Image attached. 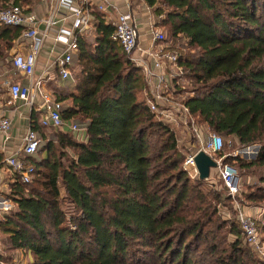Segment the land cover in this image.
Segmentation results:
<instances>
[{"label": "trees", "instance_id": "obj_1", "mask_svg": "<svg viewBox=\"0 0 264 264\" xmlns=\"http://www.w3.org/2000/svg\"><path fill=\"white\" fill-rule=\"evenodd\" d=\"M21 2L28 1L0 0V9ZM143 2L165 14L171 38L192 50L178 52V64L190 81L183 103L198 127L221 136L222 148L259 146L253 160L227 155L221 162L257 174L259 186L242 194L263 203L264 0ZM90 14L94 41L77 34L70 62L76 72L57 76L69 92L54 93L61 119L86 138L44 126L31 112L39 143L22 158L33 168L30 181L10 173L12 208L0 221L7 258L22 249L30 264H260L239 223L219 209L233 213L231 197L209 179L190 177L171 125L147 106L140 69L112 39L105 14ZM23 29L0 23V69ZM260 222L264 231V213Z\"/></svg>", "mask_w": 264, "mask_h": 264}, {"label": "built area", "instance_id": "obj_2", "mask_svg": "<svg viewBox=\"0 0 264 264\" xmlns=\"http://www.w3.org/2000/svg\"><path fill=\"white\" fill-rule=\"evenodd\" d=\"M92 4L91 0H58V6L65 11H70L71 15L70 29L61 27L55 35V41L64 45L61 53L54 60V65L61 78L70 76L69 67L72 54L76 50V36L79 33H85L89 28L91 22L90 6ZM98 9L105 13L110 11L108 6L105 5V1L104 4L103 2L98 4ZM57 14L58 11L54 10L47 17L40 20L34 13L13 4H8V6L0 9V23L23 26L24 28L20 39L27 41L30 49L25 54L15 52L11 57V66L15 72L24 75L29 80L34 76L38 55L49 30L56 23ZM58 18L59 20H65L66 17L63 15ZM40 23L44 26L42 30L39 28ZM110 23L114 28L112 39L129 56L145 78L146 103L150 111L159 120L171 126H185L191 129L194 132L192 135L195 136L196 140L200 141L196 150L186 154L183 162L184 168L190 176L198 175L194 156L199 150H203L217 162L218 177L222 181L226 194L234 198L236 220L240 225L244 240L263 255L262 247L259 245L257 238L255 220L246 214L239 201L235 199L238 187L236 168L222 163V157L215 158V154L222 149L221 137L217 134L208 133V136L203 139L201 130L194 123L188 108L183 103L186 97L182 93H176L174 89L179 85L178 79L182 76V67L178 64V52L172 51L164 45L163 34L157 28H153L152 25L148 26L150 42L147 46H141L138 27L129 9L117 12L115 16H111ZM6 85L8 88L7 105H12L17 100H21L31 107L34 103V94H31V89H34L40 94L42 106L47 104L48 107L49 116L45 117L43 115L41 117L40 123L42 125H51L58 129L66 127L70 131L79 130L75 124H67L61 119V103L41 89L43 86L41 78L33 80L32 85L16 82H6ZM175 94H178V99L174 97ZM10 129L11 121L9 117L0 112V136L7 134ZM38 143L39 139L36 132L28 128L22 137L19 148L3 160V163L10 169L11 173L19 174L24 182L30 181L33 168L26 166L22 158L25 155L33 154L37 149Z\"/></svg>", "mask_w": 264, "mask_h": 264}, {"label": "crops", "instance_id": "obj_3", "mask_svg": "<svg viewBox=\"0 0 264 264\" xmlns=\"http://www.w3.org/2000/svg\"><path fill=\"white\" fill-rule=\"evenodd\" d=\"M77 1V0H74ZM105 5L108 6L109 12L105 13L103 11H100L98 9V4L103 2ZM143 3L144 6L145 3L143 0H139ZM93 3L90 6V12L93 9H96L97 11H100L105 14L106 21L110 23L111 16H115L117 12H122L127 9H129L136 21V25L138 27L140 39L139 43L141 46H147L150 42V36L148 31L149 23L146 22L147 14L137 12L134 9L132 0H91ZM147 7V6H146ZM54 10L58 11V16L56 19V23L53 27L49 30L43 45L41 47V51L37 58V63L35 66V72L34 76L31 80H29L24 75L15 72L12 69L11 66V57L7 60V67L5 69H0V112L4 113V115L8 116L11 121V129L10 131L0 136V153L3 154V160L5 157L16 151L21 142L22 137L26 130L28 128H31V112L34 110L38 113L37 119L40 121L41 117L43 116V113L40 111L42 108V100L40 97V94L38 91H35L34 89H31V94H34V103L30 107L29 105L23 103L21 100H17L12 105H7L8 101V88L6 85V82L9 83H20L25 85H32V81L41 78L42 80V90L49 94L50 97L54 98L56 91H62L64 93L69 92V89L64 85L58 82L56 84L55 78L59 75L58 71L54 65V60L56 56L61 53L64 45L61 42L55 41V35L58 32V30L63 28H69L70 29V20L71 15L70 11H65L63 8L58 6V0H39L35 5L33 6L32 10L28 12L34 13L40 20L44 19L45 17L50 14V12H53ZM110 13V14H109ZM65 16V20H59L58 17ZM91 16V15H90ZM92 20V16H91ZM92 22V21H91ZM90 22V25H91ZM39 28L42 30L44 26L42 23H40ZM90 28L87 29V31ZM145 29V30H144ZM87 31L85 33H87ZM84 34V33H79ZM149 38V39H148ZM29 43L27 41H24L20 39V41L16 44L15 51L19 53H27L29 51ZM71 75V72H70ZM64 88V89H63ZM41 105V107H40ZM69 124L68 122H66ZM63 130H68L66 127ZM74 135L76 133V139L78 140H85L86 133L84 130H78V131H71ZM209 133V132H208ZM198 147V146H197ZM215 170V171H213ZM212 171L218 174V169L215 168ZM11 171L10 169L3 163H0V221L4 214H6L11 208L12 203L8 197H6V188L9 184V177ZM211 178H213V173L210 170V176L209 180L211 181ZM212 182V181H211ZM8 195V194H7ZM3 252L2 247L0 246V264H30L32 262V256L28 251H24L22 249L14 250L11 254V257H8Z\"/></svg>", "mask_w": 264, "mask_h": 264}, {"label": "rangeland", "instance_id": "obj_4", "mask_svg": "<svg viewBox=\"0 0 264 264\" xmlns=\"http://www.w3.org/2000/svg\"><path fill=\"white\" fill-rule=\"evenodd\" d=\"M26 1H28V2H26V3L25 2H21L20 6L24 10H27V9L32 10V8L35 5V3H37L39 0H26ZM132 2H133L132 4L134 6L135 11L147 14L146 22H148L149 25H152L153 28H155V29L157 28V30L160 31L163 34L164 39H165L164 45L166 47H168V48L172 47L171 48V49H173L172 51H177L179 53L180 52L181 53L183 52L184 54H185V52L189 53V51L191 49L189 50L186 47V41L183 40V39H179V40L172 39L171 36H170L169 30H168L169 29L168 26L162 24V20L164 19L165 14H160V15L156 14L154 12V9H150L149 7L144 6L143 3L141 1H139V0H132ZM89 28L90 29L87 31V33H84V34H85L86 38L88 39V41L90 43H92L94 41V38H95L94 37L95 34H94V31H93L92 24L89 26ZM147 33H148V31H147ZM15 47H16V45H15ZM15 47H14V49L11 50V53L9 54V56L13 55L16 52L15 51ZM190 52H192V50ZM70 69H71V75H73L76 72L75 71L76 69L74 68V70H73L71 67H70ZM178 80H179V85L178 86L175 85L176 87L174 88L176 90V93H182V95L184 97H188V95H190V93H191V92L189 93V91L187 90V88L190 85L189 79L186 78L185 76H180V79H178ZM55 81H56V84L58 82H60L61 84H64L63 82H61L58 79V77L55 78ZM177 95L178 94H175V96H174L176 99H178ZM171 127H172V129L174 130V132L176 134L178 146H179L180 150L185 154V156L189 152H193L194 150H196L194 142H192V139H191L192 134L194 133L191 129H189V128L185 127V126H179V127L171 126ZM198 128H199V130H201V133L203 134V139L206 138L208 136L207 129L200 128V127H198ZM74 136L76 137V133H74ZM221 140H222V144L224 145L225 142H224V139L222 137H221ZM196 141L198 142V145H199L200 141H198V140H196ZM255 146H258V145H249V146H245V147H236L235 145H233L230 142H228V144L225 147L222 148V153L223 154H222L221 157L223 158L224 156L231 155V156H237V157H239L240 159H242L244 161H250V160H253V159L256 158L255 154H256L257 150L255 149ZM258 148H259V146H258ZM226 164H229V165L233 166L234 168H236V171H237L238 187H237V194L235 195V199L239 201V204L242 206V208H244V210H245L247 215H250L254 220H256L259 223H261L260 221H262V217H263V213H264V202L261 203V204H258V205L250 204L249 202H247V200L243 197V194H242V192L245 194V193H249L250 191H252L253 190L252 187H254L253 185L259 186L258 185L259 183H258L257 174H255V175L254 174L253 175L246 174V172L244 173V171H240L239 168L234 163H226ZM213 169H215V168H211V172L213 173V178H211L212 182L210 181V183H212L215 187H217V189H220V187H223V185H222V183L220 184L216 173L213 172L215 170H213ZM190 177H192V176H190ZM8 189L9 188L7 186V188L5 190L6 191V195L5 196L9 198V190ZM60 189H61V193L63 194V190H62V186L61 185H60ZM230 199L232 201V205H231L232 207L231 208L233 210L234 215H233L232 212L230 213L227 208H223V207L220 206L219 209L222 211V214L224 216L223 218H225V219L231 218V219H235L236 220V211L234 209V204H233L234 198L231 197ZM241 232H242V230H241ZM242 237H244L243 234H242ZM257 238H258L259 245L262 247L263 255L258 253V251L256 249H254L253 247H251L249 244H248L249 245L248 247H249L252 255L256 259L259 260V263L260 264H264V242L262 240L264 238V231H262L261 229L259 230L258 228H257ZM228 239L232 241L234 238L232 236H228ZM0 246L2 247L1 243H0ZM2 249H3V247H2ZM138 256H139V258H141L144 255L141 256L139 254Z\"/></svg>", "mask_w": 264, "mask_h": 264}, {"label": "water", "instance_id": "obj_5", "mask_svg": "<svg viewBox=\"0 0 264 264\" xmlns=\"http://www.w3.org/2000/svg\"><path fill=\"white\" fill-rule=\"evenodd\" d=\"M40 111L45 115V117L49 116L47 104H44ZM256 154L258 153V146H255ZM194 163L198 173V177L201 180L208 179L210 176L211 168H217V162L206 152L203 150H199L194 156Z\"/></svg>", "mask_w": 264, "mask_h": 264}]
</instances>
